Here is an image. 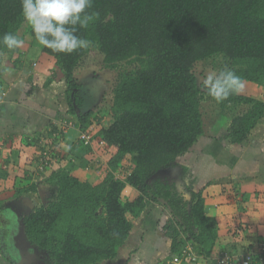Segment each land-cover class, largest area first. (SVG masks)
<instances>
[{"label": "trees", "instance_id": "trees-1", "mask_svg": "<svg viewBox=\"0 0 264 264\" xmlns=\"http://www.w3.org/2000/svg\"><path fill=\"white\" fill-rule=\"evenodd\" d=\"M92 11L99 18L87 29L75 26L77 35L91 41L88 48L66 54L43 46L66 83L69 109L58 118L72 126L65 132L52 122L35 143L38 160L47 153L43 170L49 169L46 180L54 186L49 185L47 203L25 214L27 238L49 253L51 264H102L117 256L148 205L159 204L171 212L164 230L173 254L190 245L212 256L230 241L238 252L254 253L260 242L253 234L244 236L245 245L237 229L220 237L221 220L207 214L203 189L186 197V190L179 192L161 174L180 167L188 172L178 160L206 135L203 108L213 99L201 84L205 70L218 74L227 65L245 83L264 86V0H93ZM8 32L36 41L21 0H0V38ZM18 52L0 43V77L5 55L23 65ZM85 64L116 72L110 98L104 96L101 104L110 114L108 123L82 93L77 72ZM218 104L222 111L248 106L232 118L224 136L216 137L220 143L242 146L264 121V99L244 90ZM89 129L91 143L84 144L80 134ZM72 131L79 134L77 143L65 142ZM78 168L105 169L106 174L92 182L76 176ZM22 182L30 185L19 183V192H37V184ZM127 187L137 195L125 200ZM221 192L264 200V179L226 178Z\"/></svg>", "mask_w": 264, "mask_h": 264}, {"label": "crops", "instance_id": "crops-1", "mask_svg": "<svg viewBox=\"0 0 264 264\" xmlns=\"http://www.w3.org/2000/svg\"><path fill=\"white\" fill-rule=\"evenodd\" d=\"M26 47V49L22 48L18 52L23 65L19 67L14 64L8 68L9 64H7L8 66L2 64L3 71L0 77V91H3V94H0V223L4 217L6 225L19 218V202H17L16 207V204L13 203L16 201L15 198L21 199L23 197L25 200L22 203L27 206L29 200L27 196L35 194L34 191L19 192L21 189H19V183H22L21 187H28L29 184L22 181H31L28 179L29 177L33 181L35 170H38L39 175L42 176H46L49 172V169L43 170L44 167H39L41 160L37 159L39 151L35 144L38 137L43 133L42 131L51 129L52 122L61 124V127L65 125L64 122H68L58 118L69 109L67 101L65 100V104H60L51 97L54 94L53 90L58 91L59 87L62 89L58 93L64 94L66 83L63 74L56 67L52 57L43 52V46L37 41L31 39ZM13 60L14 58L11 61L13 62ZM260 124L263 125L264 123H259L258 126ZM253 136L251 135L252 138ZM201 139L195 146L200 143ZM247 140L242 146H234L235 151L232 153L228 151L227 158L224 157L229 161L230 166L209 163L212 157L219 160L221 154L218 151H213L210 154L207 152V148L203 151L205 152L203 157L198 155L193 161L194 163L185 164L180 161V157L178 165L190 167L188 172L195 176L193 181L195 180L196 183L205 188L209 186L208 189L204 190L206 212L208 215L221 220L220 237H228L231 233L230 230L235 229L239 231L243 239L247 234L255 235L256 241L260 242V247L254 252L252 264H264V252L262 250L264 247V200L247 201L239 194L231 198L221 192L223 179L238 180L258 177L261 171L264 174V132L259 145H247ZM214 142L220 143L216 137H214ZM222 143L224 145L226 143L225 147L219 145V148L224 147L223 150L232 146L227 141ZM175 169L174 172L178 174L179 169ZM217 177L222 179V183H218L219 188L212 191L213 185H216ZM258 178L264 179V177ZM37 188L38 193L40 191L38 184ZM127 188L132 191L135 190L131 187ZM135 196L133 195L131 198ZM11 202L14 204L15 208L12 207L16 213L14 212V219L8 221V212L4 209L9 207ZM171 217L168 207L159 204L148 205L142 216L134 221L133 231L117 256L103 261L102 264H163L165 260L175 255L171 252V240L166 236L164 230ZM7 221L8 223H6ZM8 227L11 226H2L3 233L7 232ZM245 241L244 239L240 245H245ZM222 245L223 250L219 253L216 252L212 256H205L200 253L195 262L190 260L188 264H215V262H217L216 264H229V261H223V256L220 257L219 255L220 253L224 254V252L229 253V256L231 255L233 264H241L245 251L238 252L233 248L235 242L232 241L223 242ZM7 261L6 263L10 264Z\"/></svg>", "mask_w": 264, "mask_h": 264}, {"label": "rangeland", "instance_id": "rangeland-1", "mask_svg": "<svg viewBox=\"0 0 264 264\" xmlns=\"http://www.w3.org/2000/svg\"><path fill=\"white\" fill-rule=\"evenodd\" d=\"M24 30H21V33H23ZM32 37L27 35L23 38L24 40V45L19 48L21 51L22 48L26 49L27 45L30 43ZM26 47V48H25ZM28 49V48H27ZM4 57V55L2 56ZM2 64H4L5 66L7 64H9L8 68L11 66H14L13 62L11 61L12 59L9 58V56L5 55L4 58H2ZM11 65V66H10ZM204 65H198L196 66V68H198V71L200 73V71H202V67ZM97 70V76H95L94 73H96ZM95 71V72H94ZM215 72L214 69H212L211 67H209L208 70H205L204 75L200 76V78L202 79V77H205L207 74ZM116 72L112 71L110 72L108 69H101V67L96 66V64H93L92 66H87V64H85V66L83 68H81L78 72H77V77L81 79L80 82H82L83 86L82 88L84 89L85 94H87L89 99L95 98L98 100V102H96V100L94 102H96L98 105L97 109H96V113H101L102 116H104V122L108 123L110 122V114L108 113V109L106 107H104L102 104V102L105 100L104 96H106V100L108 101L110 98V88L112 87L111 84L109 83L113 78H115ZM60 91L62 89V87L58 88ZM54 94L51 95L52 99L57 102V103H63L65 104V97L63 93H58V91L53 90ZM244 91L248 94L251 95L252 97L255 98H263L264 99V86L258 85V84H253L252 82H246L245 83V89ZM0 94H3V91H0ZM92 101V100H91ZM92 106L94 107V103L92 104ZM64 107H66L64 105ZM248 108L247 105H232L230 106L228 109L222 111L220 105L215 102V100H208L206 101L204 108H203V112H204V121H205V128H206V135L201 139L200 143H198V145L194 146V148H192V150H190L189 152H187L184 156H182L180 158V161L188 164V163H194L193 161L195 160V158L198 155H202L203 157V152L205 148H207V152L208 153H213V151H218L221 155L219 160L217 158H213L209 161V163H213V165L218 164L219 166L221 165H229V161H227L224 157L227 158V153L228 151H230V153L235 151V147L231 146V148H225L227 150H223V148L226 146L223 143H215L214 142V137H219V136H224L231 124V120L232 118L237 115V114H241L242 112L246 111ZM261 123H264L261 122ZM258 126V125H257ZM264 132V124H260L258 127H256L255 129H253V131L250 134V137L248 138L246 143L247 145H259L261 140V136L262 133ZM223 134V135H222ZM78 135L77 131H75L73 133H71L70 138L68 136V138H64L65 142L66 141H71L72 143H77V139H78ZM251 135H254L253 138L251 137ZM222 142H225V140H223ZM224 146L219 148L220 146ZM97 154L99 153L97 151V149L94 150ZM95 154V155H97ZM223 156V157H222ZM200 160V159H199ZM232 161V160H231ZM93 163V162H92ZM129 163V161H127L126 165ZM233 163V161H232ZM210 164V167H211ZM40 167V166H39ZM42 168V167H40ZM190 168V167H189ZM39 171H41L39 169ZM179 171L181 172L180 175L179 173L177 174L176 172L173 171L172 172H163L161 175L163 177V179H166L167 181H170L171 184H175V187H177L178 191H185L186 193H188L186 195V197H189L190 192L192 191H199L201 190L202 187L199 183H196V181H193V178L195 177L193 174H190L189 172H185L183 173L181 167L179 168ZM74 173L76 176L81 177L83 179H87L90 180L92 182H96L99 179H102L105 174L106 171L105 169H97L96 171H93L91 168H78L76 170H74ZM125 174L126 173V169H124V172H121V174ZM165 174V175H164ZM184 174V176L182 175ZM34 180L29 181V183L31 184H38L40 191L37 193L35 192V194H29L30 196L28 197V203L27 206L23 205L22 202H24V198L21 197V199L19 200L18 198H15V204L17 207V202H19V219L23 218L25 216V214L31 212L33 209H35L38 206H41L45 203H47L48 198L50 197V187L49 185H53L54 183L50 180H46L48 179V174L46 176H42L39 175L38 170H35V175L33 176ZM221 177V175H220ZM234 177V176H232ZM258 177H264L263 172L261 171L260 175ZM220 180V181H219ZM222 181L221 178H216L215 180V184L217 185L218 183H220ZM223 182V181H222ZM221 182V183H222ZM30 185V184H29ZM213 185L214 187H212V191L216 188H219V186L217 185ZM54 186V185H53ZM221 186V184H220ZM209 186H207V188H203V191L205 189H208ZM135 190H129L128 188H126L125 192H124V199L127 200L128 198L133 197V195L135 196ZM35 195V196H34ZM10 199V198H9ZM21 202V203H20ZM163 202V201H161ZM15 208V207H14ZM27 210V211H26ZM10 214L12 215L13 213L10 212ZM13 217V215H12ZM12 219V218H11ZM11 228L14 227V221H11ZM17 226V225H16ZM194 252V250H193ZM194 257L195 259H193L192 262H195L198 257H199V253L194 252ZM229 256H225V259H227ZM230 263L229 264H233V260L231 258L230 255V259H229ZM8 262V261H7ZM228 262V261H227ZM189 262L187 261L186 264H188ZM0 264H8L6 263V261L4 262V260L2 259V255L0 254Z\"/></svg>", "mask_w": 264, "mask_h": 264}, {"label": "clouds", "instance_id": "clouds-1", "mask_svg": "<svg viewBox=\"0 0 264 264\" xmlns=\"http://www.w3.org/2000/svg\"><path fill=\"white\" fill-rule=\"evenodd\" d=\"M93 0H21L22 15L31 26L36 41L55 53L70 54L78 49H86L91 41L77 35L80 28L87 29L89 24L99 18L92 8ZM0 43L8 49H19L24 40L11 32L0 38ZM207 96L217 103H223L232 95L245 89V80L225 65L218 74H207L201 79ZM89 102L85 92H82ZM173 264H176L173 258Z\"/></svg>", "mask_w": 264, "mask_h": 264}, {"label": "flooded vegetation", "instance_id": "flooded-vegetation-1", "mask_svg": "<svg viewBox=\"0 0 264 264\" xmlns=\"http://www.w3.org/2000/svg\"><path fill=\"white\" fill-rule=\"evenodd\" d=\"M82 92H84L83 88ZM95 100L98 102V100L93 97L92 99H89L90 103L88 107L90 109L98 106L96 105L97 103L94 102ZM93 103L94 107L92 106ZM13 203H15V201H13ZM13 203L11 202V205L4 209L8 212V221L14 219L15 209L13 208ZM10 212L13 213V217ZM23 219L24 217L21 219L16 218L14 221V227H8L7 232L3 233L4 230L0 229L1 255L5 257L10 264H51L49 253L46 250L39 248L36 244H33L25 235ZM5 221L6 219L4 220L3 217V221L1 222L2 226L5 225L7 227L11 225V222L6 225ZM8 221L6 223H8Z\"/></svg>", "mask_w": 264, "mask_h": 264}, {"label": "built area", "instance_id": "built-area-1", "mask_svg": "<svg viewBox=\"0 0 264 264\" xmlns=\"http://www.w3.org/2000/svg\"><path fill=\"white\" fill-rule=\"evenodd\" d=\"M64 126L62 127L65 132L69 129L70 126H72V122H64ZM91 137H92V132L91 130H86V131H82L80 134V139L82 142H84V144H89L91 143ZM47 156V153H45V156L40 157V167H44V165L46 164V159L45 157ZM263 252H264V247L262 248ZM225 256H229V253H225L223 254V261H229L230 256L225 259ZM254 253H247L244 254V259L241 261L242 264H251ZM194 257V252H193V248L192 246H187L186 248H184L183 252L181 254H175L174 256H172L171 258H169L168 260H165L163 264H173V258H175L176 264H183L185 261L191 260ZM230 262V261H229ZM233 262V261H232Z\"/></svg>", "mask_w": 264, "mask_h": 264}, {"label": "water", "instance_id": "water-1", "mask_svg": "<svg viewBox=\"0 0 264 264\" xmlns=\"http://www.w3.org/2000/svg\"><path fill=\"white\" fill-rule=\"evenodd\" d=\"M161 201L165 202L164 199H161ZM100 211H102V208L100 209ZM0 229H2V224L0 223Z\"/></svg>", "mask_w": 264, "mask_h": 264}, {"label": "bare ground", "instance_id": "bare-ground-1", "mask_svg": "<svg viewBox=\"0 0 264 264\" xmlns=\"http://www.w3.org/2000/svg\"><path fill=\"white\" fill-rule=\"evenodd\" d=\"M195 255V254H194ZM194 258V257H193ZM191 260H193V259H191ZM188 261H190V260H188ZM164 263V262H163ZM187 263V261H185L183 264H186Z\"/></svg>", "mask_w": 264, "mask_h": 264}]
</instances>
